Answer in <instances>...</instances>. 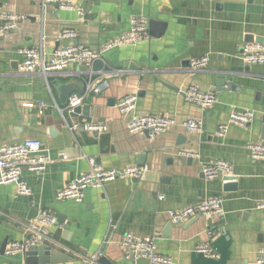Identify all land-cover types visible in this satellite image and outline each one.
I'll list each match as a JSON object with an SVG mask.
<instances>
[{
  "label": "crops",
  "instance_id": "1",
  "mask_svg": "<svg viewBox=\"0 0 264 264\" xmlns=\"http://www.w3.org/2000/svg\"><path fill=\"white\" fill-rule=\"evenodd\" d=\"M76 5L82 17L76 10L42 7L38 0H0V13L25 16L13 28L0 19V146L36 139L51 158L42 174L23 171L31 195L20 194L15 183L0 184V264H26V254L7 251L28 240L40 210L50 211L56 222L45 241L52 247L47 264H150L126 258L120 244L126 234L155 237L158 252L174 264H258L264 249V210L257 208L264 197V161L252 159L248 144L264 142V64H246L242 48L264 44V0H77ZM137 16L167 27L160 38L110 50L102 69L94 67L92 89L100 91L83 105H90L92 123L105 124L106 131L88 132L68 116V101L78 92L66 104L60 101V87L84 85L90 66L48 75L21 69L23 49L49 59L71 43L63 34L73 30L79 43L97 50ZM204 56L207 66L194 70L192 60ZM191 85L214 93L216 104L204 109L189 103L185 90ZM131 95L136 108L123 114L117 104ZM245 110L255 113L250 126L231 125L224 137L217 134L232 112ZM146 115L173 117L179 124L155 137L127 130L128 119ZM188 118L202 119V130L183 127ZM217 160L230 162L232 172L209 179L202 168ZM92 161L106 169L137 165L146 171L139 179L89 187L81 203L59 201L57 191L88 172ZM226 176L235 178L236 191H225ZM212 197L223 200L221 218L171 223L169 212ZM206 243L217 259L195 252Z\"/></svg>",
  "mask_w": 264,
  "mask_h": 264
},
{
  "label": "built area",
  "instance_id": "2",
  "mask_svg": "<svg viewBox=\"0 0 264 264\" xmlns=\"http://www.w3.org/2000/svg\"><path fill=\"white\" fill-rule=\"evenodd\" d=\"M42 7L54 5L59 10H76L82 17L83 11L77 8V0H38ZM25 16L10 13H0V19L8 21L5 28L16 27L18 21L23 20ZM78 33L68 30L63 34L64 38L71 39L67 46L57 49L49 59H46L36 49H23L24 56L21 69L28 72L39 71L44 75L53 72H62L71 65L90 66L92 71L84 78L87 85V91L83 95L74 94L70 97L67 110L73 111L74 108L85 103L90 93L99 92L100 88H93V72L96 63L102 62L104 54L110 50L122 46H135L138 43L151 38L150 20L147 17L137 16L130 20V26L124 33L109 39L103 43L99 49L93 50L88 46L77 41ZM242 59L246 64H264V44L245 43L242 48ZM208 57L193 59L191 66L194 70H199L207 66ZM185 98L189 103L196 104L201 108H209L216 104L217 99L214 93L201 91L196 85H191L185 90ZM137 97L135 95L127 96L121 99L117 107L123 114H128L135 110ZM255 119L253 110L242 112L234 111L230 114L228 120L221 123L218 127L217 134L224 137L229 126L235 125L240 127L250 126ZM178 121L173 117L163 115H146L137 116L127 120L126 128L130 133H142L148 131L151 136H158L170 128L178 125ZM189 131H200L203 128V120L188 118L181 123ZM71 130H76L77 126H70ZM84 129L88 132H103L107 126L101 123H86ZM251 157L254 161H264V142H251L248 144ZM64 155V158H67ZM51 158L42 150V144L36 139H27L23 143L0 146V184L15 183L18 186V192L22 195H31L32 190L22 182L24 170H29L36 174H42ZM145 167L133 165L124 169L110 168L106 169L96 165L92 161L91 169L81 175H78L72 182L59 189L56 193L59 201L73 200L78 203L84 200V191L89 188H104L106 183L118 178L139 179L144 172ZM203 174L209 179H217L223 175H230L232 165L228 161L217 160L213 163L203 166ZM164 196H159L163 199ZM257 208L264 210V197L258 203ZM224 213L223 200L221 197H212L203 202H199L177 211L169 212V218L174 225H180L191 218L206 216L212 219H219ZM56 224L53 214L48 210H40L39 214L32 220L29 226L30 236L27 241L14 242L7 251L9 254H26V252L45 242L50 237L51 227ZM155 237H142L135 234H126L120 242L126 258L128 259H147L150 264H174L170 256L160 254L157 250ZM195 252L211 259H217L218 254L210 243L198 245ZM101 255L98 252L94 255L93 261ZM258 264H264V249L258 259Z\"/></svg>",
  "mask_w": 264,
  "mask_h": 264
},
{
  "label": "water",
  "instance_id": "3",
  "mask_svg": "<svg viewBox=\"0 0 264 264\" xmlns=\"http://www.w3.org/2000/svg\"><path fill=\"white\" fill-rule=\"evenodd\" d=\"M167 25L164 23H160L154 20L150 21V35L152 37L160 38L163 36ZM103 62H98L95 65V70H101L103 67ZM87 91V85L86 83L82 86L78 85H63L60 87L61 92V103L66 104L68 100V96L72 92H78L80 95L85 94ZM91 107L90 105H81L73 109V111L68 112V116L77 119L80 125H84L86 123H91L90 115L88 114ZM145 133H148V131H145ZM263 136H264V125H263ZM224 188L225 191H236L237 190V183L234 177L226 176L224 178ZM3 250L6 249V246L4 245L2 247ZM52 247L49 245H46L45 242H41L39 245L29 249L26 252V264H47L52 262ZM217 253V251H216Z\"/></svg>",
  "mask_w": 264,
  "mask_h": 264
},
{
  "label": "trees",
  "instance_id": "4",
  "mask_svg": "<svg viewBox=\"0 0 264 264\" xmlns=\"http://www.w3.org/2000/svg\"><path fill=\"white\" fill-rule=\"evenodd\" d=\"M219 242H220V241H218V242L216 243V246H219Z\"/></svg>",
  "mask_w": 264,
  "mask_h": 264
}]
</instances>
